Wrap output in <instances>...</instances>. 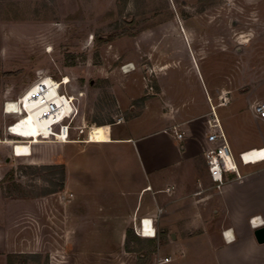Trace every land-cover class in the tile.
I'll list each match as a JSON object with an SVG mask.
<instances>
[{
    "label": "rangeland",
    "instance_id": "1",
    "mask_svg": "<svg viewBox=\"0 0 264 264\" xmlns=\"http://www.w3.org/2000/svg\"><path fill=\"white\" fill-rule=\"evenodd\" d=\"M38 74L67 77L72 93L82 91L79 115L103 139L119 120L132 134L180 124L183 138L203 136L210 100L233 154L245 150L248 160V150L264 148V119L253 113V105L264 102V0H0V254L11 264H156L167 255L172 261L164 264H184L200 258L187 248L195 235L181 230L177 218L171 232L157 225L151 238L136 234L127 218L108 217L99 227L87 217L86 232L66 227L64 199L72 190L65 188V164L60 187V169L36 164L32 148L29 157L14 156L17 139L5 131L16 117L2 114L3 102L15 100ZM39 141L32 146L71 161L77 176L85 167L92 180L138 187L142 170L129 145L120 147L123 161L106 163L111 171L101 163L107 151L101 145ZM195 166L199 176L198 160ZM148 171L160 180L168 169ZM141 204L152 203L145 195ZM128 223L137 239L125 241ZM35 240L45 249L3 248Z\"/></svg>",
    "mask_w": 264,
    "mask_h": 264
},
{
    "label": "crops",
    "instance_id": "2",
    "mask_svg": "<svg viewBox=\"0 0 264 264\" xmlns=\"http://www.w3.org/2000/svg\"><path fill=\"white\" fill-rule=\"evenodd\" d=\"M190 119L192 117L185 119L186 123ZM122 125L123 121L109 124L108 138L103 139L99 131V142L85 144L101 145L107 150L102 154L101 163L105 162L107 169L111 171L115 168L106 163L123 161L120 147L129 145V150L134 153L142 170V175L137 177L138 187L131 191L120 187V180L114 181L110 178L111 181L104 180L105 183L92 180L85 167L81 168L82 175L77 176L80 171L73 167L71 161L64 163L57 156H45L38 145L32 146V159L36 164H65V188L72 190V197L64 199L67 200L64 202L67 211L66 227L70 231L75 232L79 228L86 232L84 229L89 227L87 217L95 218L94 223L99 227L105 226L109 217L118 219L119 223L121 219H130L136 229L138 218H150L154 230L158 225L162 230L171 232L176 227L171 219L177 218L181 230L195 235L194 244L186 246L193 247L196 256L200 257L193 261L187 260L188 262L184 260V264H264V242L258 243L254 236V230L264 226V163L241 167L244 177L238 181L227 182L218 191L213 188L203 155L207 146L204 133L203 136L194 138L184 136L182 141H177L168 130L176 124L163 130L143 129L135 131V134L126 130V127L125 130L121 129ZM62 144L66 143H54ZM158 157L162 159L161 165L156 162ZM196 160L201 165L199 176L195 175ZM161 167L168 169L167 177L156 180L149 176L148 169L155 172ZM119 177H124L123 172ZM145 195L151 200V206L146 204L142 207L141 201ZM132 196L135 197V202L131 203L128 200ZM158 209H161L159 214ZM169 212L170 215L167 214ZM163 213L166 215L163 216ZM253 217H257L254 225L250 222ZM42 226V222H38L35 233ZM127 228H131L130 223L126 224L123 232ZM44 247L40 241L35 240L34 245H6L3 248L8 253H31L44 250ZM48 248L53 249V246ZM183 249L185 253V248ZM0 256L2 263L8 264L5 255L2 253ZM164 257L170 258L165 263L172 261L170 255L162 258Z\"/></svg>",
    "mask_w": 264,
    "mask_h": 264
},
{
    "label": "built area",
    "instance_id": "3",
    "mask_svg": "<svg viewBox=\"0 0 264 264\" xmlns=\"http://www.w3.org/2000/svg\"><path fill=\"white\" fill-rule=\"evenodd\" d=\"M65 78L67 77L62 76L60 78H54L51 75L38 74L25 88L23 93L29 89H33L31 98L42 107L39 118L48 120L45 133H40V136L47 135L50 138H46L45 140L52 142L85 144L88 140L87 137L92 125H88L86 120L79 115V99L83 96V92L78 90L76 94L72 93L68 88L70 81L69 79L65 81ZM12 104L16 106L12 107ZM209 104L210 110L205 116L206 119L204 124V136L207 146L203 151V155L213 188L219 191L227 182L232 180L238 181L244 177L241 173V167L264 163V156L246 160L243 156L246 153L244 150L239 152L235 157L215 106H213L210 100ZM67 106L68 108L66 109ZM17 108L18 111L16 112L15 110ZM25 112L26 110L19 96L15 100L3 102L2 114L4 116H14L17 119L19 114L23 115ZM253 113L256 117L264 119V102H258L253 105ZM15 120L13 121L14 124L17 123ZM11 127V124L5 127V131L9 135H11ZM168 130L171 131V135L175 140H183L184 132L178 129V125H172ZM14 137H16L17 141H27L26 138ZM261 149L264 148L258 147L257 151ZM251 151L252 150H249L248 152ZM68 196L71 197L72 194L68 193ZM160 212L161 209H158L157 213L159 214ZM256 219L257 217L250 219L252 225L255 224L254 221H256ZM147 220L149 221V226L153 229L152 237H154L155 230L153 228L152 219L149 218ZM144 221L145 218L140 219L138 228H134L136 234L140 235L139 232L144 227ZM225 232L226 231L223 233L225 234ZM169 260V257L159 258L156 264L165 263Z\"/></svg>",
    "mask_w": 264,
    "mask_h": 264
},
{
    "label": "bare ground",
    "instance_id": "4",
    "mask_svg": "<svg viewBox=\"0 0 264 264\" xmlns=\"http://www.w3.org/2000/svg\"><path fill=\"white\" fill-rule=\"evenodd\" d=\"M123 71L127 72L126 66ZM65 81H68V78H65ZM27 92V93H26ZM26 93V94H25ZM19 97L21 98V102L26 110L25 114H19L17 119L15 120L17 123H11L10 134L17 137L26 138L27 141H14L12 144L13 154L16 157H29L31 155L32 144H37L41 142L39 140H45L46 138H50L47 135L40 136V133H45V127L48 124V120L39 118L42 107L38 105L32 98L31 94L33 93V89H29L25 91ZM25 94V95H24ZM15 104H12V107H15ZM68 106L66 107V109ZM18 111V108L15 110ZM87 142H99L100 133L93 127H91ZM2 142V141H0ZM7 142V139L3 141V143ZM251 150V149H250ZM258 148H255L251 152L246 154L247 159H254L255 157H263L264 149L257 151ZM249 151V150H248ZM141 237L151 238L153 236V229L149 226V221L145 219L144 227L139 232Z\"/></svg>",
    "mask_w": 264,
    "mask_h": 264
},
{
    "label": "trees",
    "instance_id": "5",
    "mask_svg": "<svg viewBox=\"0 0 264 264\" xmlns=\"http://www.w3.org/2000/svg\"><path fill=\"white\" fill-rule=\"evenodd\" d=\"M48 166V165H46ZM55 167L60 169V178H59V186L62 187L63 186V182H64V170H63V166L62 165H54ZM49 167V166H48ZM127 239H137V237L133 234V231L131 228H127L125 231V241H127ZM8 264H11L9 262L8 259Z\"/></svg>",
    "mask_w": 264,
    "mask_h": 264
},
{
    "label": "water",
    "instance_id": "6",
    "mask_svg": "<svg viewBox=\"0 0 264 264\" xmlns=\"http://www.w3.org/2000/svg\"><path fill=\"white\" fill-rule=\"evenodd\" d=\"M254 236L258 243H263L264 242V226L255 229Z\"/></svg>",
    "mask_w": 264,
    "mask_h": 264
}]
</instances>
